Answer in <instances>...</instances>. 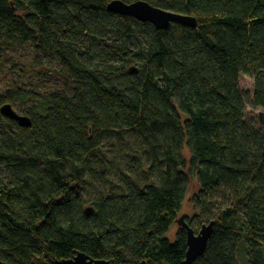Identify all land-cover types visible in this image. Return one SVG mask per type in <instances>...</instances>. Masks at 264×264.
<instances>
[{
	"label": "trees",
	"instance_id": "trees-1",
	"mask_svg": "<svg viewBox=\"0 0 264 264\" xmlns=\"http://www.w3.org/2000/svg\"><path fill=\"white\" fill-rule=\"evenodd\" d=\"M113 1L0 0V70L29 49L56 63L64 82L0 95V259L183 264L179 221L191 226L182 210L194 194L202 227L214 222L195 264H264V0H122L198 19L166 30L111 12ZM138 35V54L121 45ZM242 75L255 80L262 130L246 121ZM5 104L24 109L31 126L4 116ZM126 132L143 143L150 181L88 202L86 173L108 180L104 157Z\"/></svg>",
	"mask_w": 264,
	"mask_h": 264
},
{
	"label": "rangeland",
	"instance_id": "rangeland-1",
	"mask_svg": "<svg viewBox=\"0 0 264 264\" xmlns=\"http://www.w3.org/2000/svg\"><path fill=\"white\" fill-rule=\"evenodd\" d=\"M141 37L142 35H138L132 39L122 38L120 42L122 46L135 50L138 54L139 49H142V46L146 45L142 43ZM137 56L132 57L133 60L138 61ZM136 65L138 66V64H132L129 67ZM59 71L61 70L56 63H51L43 57L37 62L33 50L27 49L11 52L7 57L6 64L0 70V95H3L6 90L13 88L16 84H23L31 89L39 90L42 93L62 90L64 82ZM241 86L246 95V121L255 128L262 130L259 114L263 113V110L253 106L254 78L248 75H242ZM15 110L18 113L24 111V109L22 110L20 108H16ZM130 133L126 132L123 136H116L114 145L110 148L112 149L111 153L109 151V153H106V157H104L107 164H109L105 172L108 176L107 181H102L95 173H86L84 186L85 196L88 202L102 199L112 192H114L115 196H118L124 189L130 191L132 182H134L133 180L141 182V184L150 181L148 174L144 173L140 168L146 161V156L139 151L142 150L143 143L138 135ZM185 157L187 159L190 158L189 150H186ZM135 165L136 170H133V166ZM91 167L96 170L94 171L96 173L103 171L99 164L93 163ZM117 168L125 176L117 172ZM156 175L159 174L156 173ZM118 185L120 188L116 187ZM113 186L115 187L114 189L112 188ZM214 203L222 205L224 201L218 199ZM201 205L202 202H200V199L194 196V194H190L189 201L184 205L182 210L184 216L186 215L189 218L192 228L197 232L200 231L203 223H205L204 219L197 216L199 210L201 211ZM179 230V224H175L168 233L167 238L175 241Z\"/></svg>",
	"mask_w": 264,
	"mask_h": 264
},
{
	"label": "water",
	"instance_id": "water-1",
	"mask_svg": "<svg viewBox=\"0 0 264 264\" xmlns=\"http://www.w3.org/2000/svg\"><path fill=\"white\" fill-rule=\"evenodd\" d=\"M111 12L130 16L142 22L151 23L158 30H166L172 24H181L191 28L198 27V19L193 16L183 15L172 11L164 10L153 6L146 1H137L126 3L122 0H115L108 6ZM1 112L7 118L19 122L24 127H29L32 124L28 116L18 113L11 104H5L1 108ZM92 208L87 210V214L91 215ZM179 224L187 231L188 250L186 259L183 264H195L198 259L203 257L207 251L209 241L214 232V222L204 225L200 231L194 230L186 221L185 217L180 219ZM0 264H8L0 259ZM60 264H112L105 259L96 260L85 254H78L75 258L65 260ZM146 264V263H142Z\"/></svg>",
	"mask_w": 264,
	"mask_h": 264
}]
</instances>
